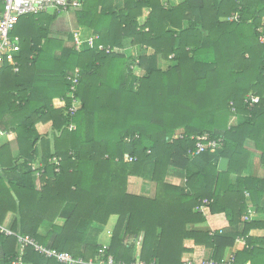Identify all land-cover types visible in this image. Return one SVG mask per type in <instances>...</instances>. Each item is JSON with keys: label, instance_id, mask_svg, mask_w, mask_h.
Listing matches in <instances>:
<instances>
[{"label": "trees", "instance_id": "16d2710c", "mask_svg": "<svg viewBox=\"0 0 264 264\" xmlns=\"http://www.w3.org/2000/svg\"><path fill=\"white\" fill-rule=\"evenodd\" d=\"M80 2L78 35L97 36L92 48H63L33 21L39 16L21 18L12 32L19 71L7 63L0 70V134L8 136L0 145V225L14 214V234L95 261L99 232L115 217L104 258L116 263L134 262L141 238L137 258L146 264L190 262L186 240L209 250L207 260L221 261L232 248L234 264H264V238L248 235L264 221L242 222L247 199L264 214V178L242 177L253 158L248 143L264 167V0ZM127 43L141 55L126 57ZM76 68L80 108L71 115L66 74ZM249 94L259 103H245ZM39 123H51L50 137L37 133ZM204 134L222 138V147L193 155V137ZM171 173L183 184L167 183ZM129 177L148 180L150 196L129 193ZM203 205L229 227L244 223L243 243L190 229L206 221ZM18 259L58 264L0 234V264Z\"/></svg>", "mask_w": 264, "mask_h": 264}, {"label": "built area", "instance_id": "2783aa9c", "mask_svg": "<svg viewBox=\"0 0 264 264\" xmlns=\"http://www.w3.org/2000/svg\"><path fill=\"white\" fill-rule=\"evenodd\" d=\"M1 12H0V70L7 63L12 67L13 72L17 73L19 71L18 63L16 61V56L20 52V38L18 36H13L12 32L15 30L17 24L21 18L28 16H38L42 14H61V13H70L76 12L81 7L80 0H0ZM236 18V17H233ZM230 18L229 20H232ZM97 40V36L90 37L86 40H81L77 33L74 34L73 38V47L76 52H80L84 47L92 48L94 42ZM100 51H104L107 54L111 53L112 49L104 48L103 46H98ZM138 64L137 61L134 62V65ZM131 69L135 67L130 66ZM66 80L69 83V97L72 100L69 112L71 115H74L75 112L80 108L79 100L76 97L77 87L80 80V70L78 68L68 72L66 74ZM260 98L249 94L245 98V103L257 104L259 103ZM75 127L70 125L69 130H74ZM175 138H181V134L174 135ZM195 141V150L193 155H198L204 152L214 153L220 149L223 145V139L212 138L209 134H204L201 136L193 137ZM129 161H134L133 158H130ZM49 163L58 167L61 163V158L53 156L50 158ZM42 167H32V170L35 172V177L39 176L37 168ZM58 170V169H57ZM56 170V171H57ZM0 234L5 236L16 237L18 246L22 247H32L35 252L42 255L46 259H53L58 264H125L123 262L116 263L111 256L104 258V253L108 248V245H101L98 249V257L94 261L90 259L85 261L81 258H73L70 254L65 252H57L54 250L47 249L39 245L34 239L29 236H21L14 234L9 228L4 224L0 225ZM235 255L230 253L228 256L223 258L221 261L214 260H202L196 264H234ZM12 264H22L20 260L13 262ZM130 264H146L139 259L135 260ZM149 264H158L156 262H151ZM186 264H195L188 262Z\"/></svg>", "mask_w": 264, "mask_h": 264}, {"label": "crops", "instance_id": "0c3cea01", "mask_svg": "<svg viewBox=\"0 0 264 264\" xmlns=\"http://www.w3.org/2000/svg\"><path fill=\"white\" fill-rule=\"evenodd\" d=\"M182 0H168V3L170 5H178L181 3ZM39 19H34L33 21L39 22V27L42 29L43 32L47 34V37L49 39L59 41L63 48H71L73 46V38L74 34H78V27L76 23V17L75 13H66L65 15L62 14H42L38 15ZM29 17V16H28ZM26 18V17H24ZM29 22V21H28ZM29 29H34L33 24L30 25ZM54 57H58L60 55L59 50L53 51ZM126 57L131 58H137L141 55V50L138 47H131L128 43L125 45L124 49L121 51ZM152 50H147V55H152ZM166 63L159 60L158 66L161 68H164V65ZM133 73L141 77L144 75L145 71L141 67H135L133 69ZM80 103V102H79ZM232 124L236 123L235 120L231 122ZM36 131L41 136H51V123H39L36 125ZM180 133L177 132L175 135H179ZM9 135V134H8ZM4 137H6V140L8 139V136L4 134ZM2 142L1 144H3ZM0 144V145H1ZM246 148L250 153H252L253 158L251 161L250 167H248L247 170H245L242 174V177H254L259 180L264 178V167L260 165L259 159H258V152L255 151L253 144L248 143L246 145ZM228 168V166H227ZM227 170V169H226ZM166 182L173 184V185H182L183 180L175 175L174 173H171L167 176ZM151 184L148 180L143 178H136V177H129L128 178V192L131 194L148 197L151 194ZM247 195V194H246ZM246 205L248 206L247 215L242 218V222H254V223H261L264 221V214L258 213L254 210L252 204L247 199ZM262 205H264V198L262 200ZM200 211L205 216L206 221L203 224L200 225H194L191 226L190 229L200 231V232H208L210 234H217L223 237H228L231 239H234L236 242L243 243L242 238L237 236V232H241L243 229V224L240 223L236 227H229L228 224L225 222V220L220 216H213L210 214L209 209L207 206L203 205L200 208ZM16 219V216L14 214H8L5 222L3 223L7 228H9L10 224ZM115 224V223H114ZM106 229V226L103 228V230ZM102 231L99 232L98 235V244L99 239L101 238ZM109 231V230H107ZM106 231V232H107ZM249 237L253 238H264V227H258L256 229H252L249 232ZM110 239V237H109ZM108 239V242H109ZM140 241L136 244V260L138 259V253L140 250ZM108 242L105 243L108 245ZM100 245V244H99ZM185 248H187L190 253H187L185 255V258L189 259L191 263H199L202 260H207L211 258V253L209 250H207L204 246L201 245H195L193 240H186L184 242ZM261 249H264V246H259ZM230 253H234L232 248H228L225 251V257L228 256Z\"/></svg>", "mask_w": 264, "mask_h": 264}, {"label": "rangeland", "instance_id": "374dc122", "mask_svg": "<svg viewBox=\"0 0 264 264\" xmlns=\"http://www.w3.org/2000/svg\"><path fill=\"white\" fill-rule=\"evenodd\" d=\"M81 8V7H80ZM77 12V11H76ZM76 12H74V13H76ZM70 13H72V12H70ZM62 14V13H61ZM66 13H63V15H65ZM24 21V20H23ZM4 140H6V137H4V134H0V144L2 143V142H4ZM115 221H116V218L115 217H112V218H110V220H109V222H108V224H107V226H106V229L105 230H103V232H102V234H101V238L99 239V244L100 245H105V243H107L108 242V239H109V237H110V232H111V230H112V228H113V226H114V223H115ZM107 230H109V231H107ZM107 231V232H106Z\"/></svg>", "mask_w": 264, "mask_h": 264}, {"label": "water", "instance_id": "95a60500", "mask_svg": "<svg viewBox=\"0 0 264 264\" xmlns=\"http://www.w3.org/2000/svg\"><path fill=\"white\" fill-rule=\"evenodd\" d=\"M227 166H228V160H226V159H221V160L219 161V164H218V171H220V172H224V171H226Z\"/></svg>", "mask_w": 264, "mask_h": 264}]
</instances>
